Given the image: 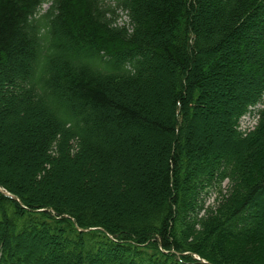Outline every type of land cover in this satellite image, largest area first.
Masks as SVG:
<instances>
[{"label":"trees","instance_id":"16d2710c","mask_svg":"<svg viewBox=\"0 0 264 264\" xmlns=\"http://www.w3.org/2000/svg\"><path fill=\"white\" fill-rule=\"evenodd\" d=\"M263 97L264 0H0V264H264Z\"/></svg>","mask_w":264,"mask_h":264},{"label":"rangeland","instance_id":"374dc122","mask_svg":"<svg viewBox=\"0 0 264 264\" xmlns=\"http://www.w3.org/2000/svg\"><path fill=\"white\" fill-rule=\"evenodd\" d=\"M114 0H106L107 3H113ZM49 4L46 3L42 6L41 13H44L48 10ZM119 16L121 17L120 24L123 21H126V18L123 16L122 12H118ZM237 58L246 59L245 55L241 52L238 54ZM248 61L245 60L243 63V66L248 65ZM244 68V67H243ZM240 71V67H236L235 65L231 68V72L228 73V75L223 80H215L213 81L212 88H205L209 92L208 98L205 100L203 107H200V112L198 111V118L193 122L192 125L195 126L194 132L196 137H208L213 141V145L219 146V144L224 141L227 137L226 131L224 130V113L228 110L227 106L222 104L224 102V99L230 98L233 99L234 96L239 95L235 94L234 87L239 84L240 80L243 79V76H235L234 72ZM245 77V76H244ZM248 80V79H247ZM250 81V80H249ZM236 83V84H235ZM237 92V91H236ZM235 94V95H234ZM241 96H244L246 93L241 92ZM234 95V96H233ZM230 102V100H229ZM165 106V104L163 105ZM207 106V107H206ZM208 108V109H206ZM258 109V107L255 108V110ZM165 111V110H164ZM167 109L165 111V115L167 113ZM253 111V110H252ZM162 116H164L162 114ZM256 123V117L253 119V113L247 114L245 117H243L239 124V129L242 131L251 129L253 126H255ZM191 128V127H190ZM193 128V126H192ZM140 137L146 136L141 131H135ZM15 135H17V132H15ZM22 135V134H21ZM13 138V137H12ZM18 139L19 137H14V139ZM176 138L180 139L179 132L176 134ZM126 168L129 166V172L139 181L143 180L145 178V175L149 171V163L146 161L145 158L141 159L139 156H136L135 154L129 155L127 159L125 160ZM223 193L226 194V183L224 182L222 185ZM216 192L214 190H210L208 194L204 197L205 205H213L216 198ZM228 196V195H227ZM226 196V197H227Z\"/></svg>","mask_w":264,"mask_h":264},{"label":"water","instance_id":"95a60500","mask_svg":"<svg viewBox=\"0 0 264 264\" xmlns=\"http://www.w3.org/2000/svg\"><path fill=\"white\" fill-rule=\"evenodd\" d=\"M5 195H7V196H9V197H11L9 194H7V193H5Z\"/></svg>","mask_w":264,"mask_h":264}]
</instances>
